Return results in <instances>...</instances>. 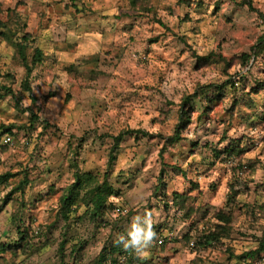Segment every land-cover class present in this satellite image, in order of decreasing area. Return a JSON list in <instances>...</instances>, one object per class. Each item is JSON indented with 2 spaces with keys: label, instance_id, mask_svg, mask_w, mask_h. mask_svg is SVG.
<instances>
[{
  "label": "rangeland",
  "instance_id": "374dc122",
  "mask_svg": "<svg viewBox=\"0 0 264 264\" xmlns=\"http://www.w3.org/2000/svg\"><path fill=\"white\" fill-rule=\"evenodd\" d=\"M263 36L264 0H0V264H264Z\"/></svg>",
  "mask_w": 264,
  "mask_h": 264
},
{
  "label": "trees",
  "instance_id": "16d2710c",
  "mask_svg": "<svg viewBox=\"0 0 264 264\" xmlns=\"http://www.w3.org/2000/svg\"><path fill=\"white\" fill-rule=\"evenodd\" d=\"M28 36L23 37L20 41L16 42L14 46L17 49V53L20 56V59L24 63L26 67L27 76H30L33 68L39 64L43 59V52L40 49H35L33 51V55L31 58V62H29V58L27 56V44H28ZM264 42V36L259 40L258 45L254 48V53H258L257 49ZM248 63V62H247ZM6 91V95L11 93V89L4 88L0 86V92ZM129 133V132H128ZM144 136H148L149 134L143 133ZM124 134L120 136L123 138ZM176 140L179 139V136H176ZM111 159L114 161L115 156L112 155ZM13 177L12 174H5L0 176V184L8 179ZM89 181V180H87ZM84 182L81 177L77 179V182L74 184V188H72L67 194L62 197V210L65 212V217L67 218V214L73 211L72 207L76 205L79 191H76L75 188L79 190L84 187ZM114 190L111 186L107 184H99L95 186L92 190L87 193H84L82 200L85 201L88 210L90 211L92 217L98 218L101 214L107 209V204L110 201L111 196L114 194ZM119 207H116V209ZM115 209V211H116ZM262 250L260 252H264V245L261 246ZM110 249V250H109ZM131 246L126 249L121 248V243L116 242L110 248L105 247L99 255V259L96 264H141L143 260H140V257L134 253ZM2 245H0V253L5 251ZM259 252V253H260ZM257 252H252L250 256H254ZM114 257V258H113Z\"/></svg>",
  "mask_w": 264,
  "mask_h": 264
},
{
  "label": "built area",
  "instance_id": "2783aa9c",
  "mask_svg": "<svg viewBox=\"0 0 264 264\" xmlns=\"http://www.w3.org/2000/svg\"><path fill=\"white\" fill-rule=\"evenodd\" d=\"M11 142V139L10 138H8V139H6V143H10ZM116 213H122V210H121V208H117L116 209ZM160 243H163V241L162 240H160Z\"/></svg>",
  "mask_w": 264,
  "mask_h": 264
}]
</instances>
